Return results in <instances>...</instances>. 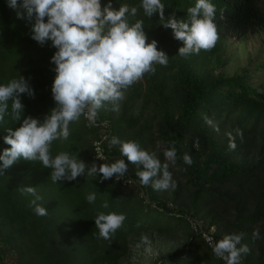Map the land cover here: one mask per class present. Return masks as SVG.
I'll use <instances>...</instances> for the list:
<instances>
[{
  "label": "trees",
  "instance_id": "16d2710c",
  "mask_svg": "<svg viewBox=\"0 0 264 264\" xmlns=\"http://www.w3.org/2000/svg\"><path fill=\"white\" fill-rule=\"evenodd\" d=\"M108 2L101 0L102 7ZM161 2L163 22L159 13L146 17L139 7L141 0H111L115 10L123 4L137 7V16H129V22L143 20L146 42L157 41V49L169 58L167 67L157 65L155 75H146L127 91L119 111L108 106L98 116L110 124L103 145L109 163L125 159L126 175L133 182L123 185L115 178L81 176L53 183L50 169L20 160L0 176V264L11 257L12 264H124L130 247L141 244L142 235L149 245L158 243L160 253L153 264H223L200 233L192 230L191 217L202 220V230L215 226L217 241L244 233L241 243L251 250L242 256L244 263L264 264V84L253 82L256 73L264 71V60L233 74L223 70L227 39L264 31V0H210L216 7L220 39L211 51L187 58L178 55L183 43L163 23L172 17L187 21V9L196 0ZM30 28L16 18L6 0H0V84L20 75L31 78L35 93L34 99L21 96L25 107L20 122L6 116L0 125V154L10 147L3 139L6 129L15 131L28 116L43 121L56 106L51 94L55 65L50 62L56 49L51 42L41 47L32 40ZM205 116L219 131L205 123ZM70 131L67 141L53 143V156L64 151L76 154L89 167L104 163L92 158L98 127L87 126L81 118L70 125ZM114 136L138 142L161 162L163 150L174 142L177 165L169 170L177 187L157 191L142 186L138 169L120 155L119 146L109 148ZM197 138L199 144L194 146ZM185 153L193 158L191 166L183 163ZM22 187L36 188L42 197L37 203L46 208L47 216L35 214L30 206L34 197L21 194ZM91 192L97 193L94 204L86 200ZM105 201L107 209L101 207ZM98 212L127 217L111 240L98 238L94 221ZM255 229L260 239H253Z\"/></svg>",
  "mask_w": 264,
  "mask_h": 264
},
{
  "label": "clouds",
  "instance_id": "9594fccd",
  "mask_svg": "<svg viewBox=\"0 0 264 264\" xmlns=\"http://www.w3.org/2000/svg\"><path fill=\"white\" fill-rule=\"evenodd\" d=\"M16 18L31 25V39L41 47L51 42L56 49L51 57L55 65V77L51 86L55 107L43 121L25 117L15 131L6 129L4 143L10 147L0 154V176L20 160L39 162L43 168L51 170L50 179L58 181H76L78 177L99 176L101 181L115 178L119 181L129 171L125 159H118L110 164L95 162L87 166L77 155L61 151L52 155V146L56 141H67L71 135L70 125L84 118L95 124L102 109L111 106V111H119L127 91L146 75H155L156 66L167 67L169 58L157 49V41L147 43L144 21L129 22V16L136 17L138 8L127 4L115 10L111 0L102 7L101 0H6ZM146 17L159 13L164 21L165 5L161 0H141L139 5ZM188 19L170 18L163 27L173 31L174 38L183 43L178 55L187 58L201 51H211L220 39L216 18V7L210 0H196L194 7L187 9ZM29 79L23 76L0 84V125L5 117L20 122L24 105L21 96L35 98ZM10 109V110H9ZM205 123L219 131L212 119L204 117ZM237 135H243L237 129ZM231 137V133H228ZM108 140L107 137L104 138ZM199 144V139L194 141ZM119 146L122 157L135 165L136 175L142 186H151L157 191L174 190L177 182L170 167L177 165V149L171 142L163 150L164 162L155 152L141 148L134 140L122 141L112 137L109 148ZM234 149L235 144H230ZM98 159V158H97ZM183 163L193 164L189 153L183 154ZM87 169V170H86ZM142 169V170H141ZM186 171L187 169H183ZM21 194L34 197L30 206L37 216H47L44 206L37 203L42 200L34 187L18 189ZM97 193L86 196L89 204H94ZM102 208L107 209L105 201ZM125 214L98 212L94 221L98 229V238L111 240L124 226ZM140 227V224H137ZM244 233L225 235L212 242L214 256L224 264H242V256L250 254V248L242 244ZM253 239H260L259 229L253 231ZM141 244H150L146 235H142ZM139 246V245H138Z\"/></svg>",
  "mask_w": 264,
  "mask_h": 264
},
{
  "label": "rangeland",
  "instance_id": "374dc122",
  "mask_svg": "<svg viewBox=\"0 0 264 264\" xmlns=\"http://www.w3.org/2000/svg\"><path fill=\"white\" fill-rule=\"evenodd\" d=\"M224 49L227 62L223 70L226 73L233 74L240 72L243 67L247 66L250 69L260 63L261 60H264V31L250 33L240 40L236 37L229 38ZM253 82L257 85L259 83L264 84V71H258L254 76ZM154 244L155 246L133 244L130 247V254L126 257L125 262H130L131 264H153L160 253L157 249L158 243L155 241ZM13 259L12 257L6 259L7 264H12Z\"/></svg>",
  "mask_w": 264,
  "mask_h": 264
},
{
  "label": "built area",
  "instance_id": "2783aa9c",
  "mask_svg": "<svg viewBox=\"0 0 264 264\" xmlns=\"http://www.w3.org/2000/svg\"><path fill=\"white\" fill-rule=\"evenodd\" d=\"M84 119V118H83ZM87 126H96L98 127L97 137L92 141V158L99 162L109 163V156L104 151V142L106 141L104 138L109 137L110 134V124L106 120H98L95 124H90L87 120H85ZM98 158V159H97ZM121 159V158H119ZM112 163V162H111ZM122 184L129 185L133 182L131 178L127 175L123 179H121ZM188 222L192 230L196 233H200L205 243L212 249V242L217 241L214 232L215 226H210L209 229L202 230L203 222L198 218H188ZM222 261V260H221ZM223 262V261H222ZM224 264V262H223ZM242 264H245L242 259Z\"/></svg>",
  "mask_w": 264,
  "mask_h": 264
}]
</instances>
